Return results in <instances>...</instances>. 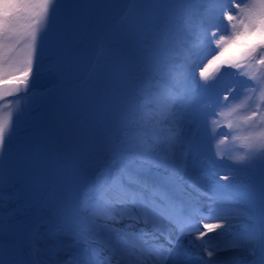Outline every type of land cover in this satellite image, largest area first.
Masks as SVG:
<instances>
[{
    "label": "snow or ice",
    "instance_id": "snow-or-ice-1",
    "mask_svg": "<svg viewBox=\"0 0 264 264\" xmlns=\"http://www.w3.org/2000/svg\"><path fill=\"white\" fill-rule=\"evenodd\" d=\"M63 3L0 0V167L27 110L41 46ZM194 3L212 29L210 33L205 29V38L217 50L198 72L203 84L194 74L190 51L202 41L193 40L185 48L188 41L180 38L176 47L184 53L182 58L175 48H168L160 62L146 65L134 99L121 117L119 159L86 188L74 210L54 204L48 217L18 220L15 207L6 211L17 199L12 191L15 169L7 175L0 172V264H28L26 253L45 239L53 242L54 252L65 254L62 264H112L113 258L117 264H191L192 249L208 258L203 264H212L211 258L221 252L243 253L240 264H264V227L257 229L250 222L223 185L206 187L201 178H187L186 155L167 159L184 143L177 129L195 99L192 85L213 88L220 83L216 73L223 68L235 69L230 75L245 79H237L222 99L197 114L209 129V141H215L213 154L225 159L220 145L231 137L240 152L226 157L233 165L264 160V0H181L179 10L191 13ZM83 6L98 5L90 0ZM52 71L60 75L63 69L57 65ZM238 89L241 95L236 94ZM250 102L254 103L250 114L240 115ZM225 117H232L227 122L231 131L217 141ZM154 168L159 174L149 175ZM109 223L135 231L130 237L107 228ZM61 235L71 236V242ZM79 245L84 250L78 259L72 249Z\"/></svg>",
    "mask_w": 264,
    "mask_h": 264
},
{
    "label": "rangeland",
    "instance_id": "rangeland-1",
    "mask_svg": "<svg viewBox=\"0 0 264 264\" xmlns=\"http://www.w3.org/2000/svg\"><path fill=\"white\" fill-rule=\"evenodd\" d=\"M104 1L93 0L98 6L84 7L90 0H64L41 46L35 77L53 72L57 65L63 68L68 58L86 44L90 27ZM180 3L181 0H124L99 32L95 53L81 77L46 91L30 93L27 110L7 144L4 164L0 167V171L6 170L14 159L30 166V176L20 190L13 191L17 199L9 205L18 210V220L48 217L54 204L68 210L77 207L86 188L119 159L121 117L134 99L138 81L146 74L142 69L160 62L168 54V48H175L182 58L184 53L176 47L180 38L188 41L185 48L193 40L202 41L201 46L190 51L196 64L194 74L199 84H203L198 72L217 54L214 43L205 38V29L209 33L212 29L195 11L200 7L198 3L193 4L191 13H182ZM235 71L220 69L216 73L220 83L210 89L192 85L195 99L186 107L185 119L177 129L184 143L174 153H168L167 159L186 155V177L201 178L206 187L223 185V190L232 195L259 229L264 227V160L233 165L226 157L240 152L235 147L238 142L234 143L231 137L220 145L225 159H217L213 154L215 141H209V129L197 115L207 104L222 99L224 90L237 79H245L230 75ZM236 94L241 95V91L238 89ZM256 96L258 93L254 101ZM251 107L253 102L241 108L240 115L250 114ZM229 119L232 117L221 119L217 129L221 135L217 141L224 140L223 134L231 131L227 128ZM213 173L229 175L230 179L220 180ZM158 174L155 168L149 172L151 176ZM81 215L86 213L81 210ZM117 227V224L107 225L110 229ZM60 239L71 242V236L61 235ZM83 250L84 245H79L72 252L79 259ZM25 259L28 264H62L65 254L54 252L53 242L45 239L34 251L26 253ZM112 264H117L116 258Z\"/></svg>",
    "mask_w": 264,
    "mask_h": 264
},
{
    "label": "bare ground",
    "instance_id": "bare-ground-1",
    "mask_svg": "<svg viewBox=\"0 0 264 264\" xmlns=\"http://www.w3.org/2000/svg\"><path fill=\"white\" fill-rule=\"evenodd\" d=\"M119 0H105L101 7L98 9L96 17L90 27L88 40L86 44L88 47L82 46V48L76 52H74L67 60L65 66L62 68V74L56 75L53 72L45 73L41 76H38L34 79V86L42 89L45 87L52 86L54 84L60 85L64 84L67 81H70L73 77L79 75L81 72L88 67V63L90 59L94 55V49L97 46V41L95 38V30L100 25L104 14L109 11L113 10L114 6L117 5ZM69 79V80H68ZM13 165L8 167L6 170H2L0 172L7 175V173L15 169L16 174V182L12 191L20 190L23 181H25L31 174L30 166L26 163H22L17 159H14ZM13 206H10L7 210H10ZM122 231H126L125 233L131 237V233H133L134 229H123L122 225H118L117 229ZM113 229V228H112ZM161 243H163V239L161 238ZM183 243H187V240H184ZM193 253V257L201 258L202 260H207L208 258L205 256L204 253L198 252L196 249L191 250ZM244 258L243 253L239 252H221L220 254L212 257V264H238Z\"/></svg>",
    "mask_w": 264,
    "mask_h": 264
},
{
    "label": "water",
    "instance_id": "water-1",
    "mask_svg": "<svg viewBox=\"0 0 264 264\" xmlns=\"http://www.w3.org/2000/svg\"><path fill=\"white\" fill-rule=\"evenodd\" d=\"M123 0H119V2L117 3L116 6H114V9L113 10H109L107 11L104 16H103V19L101 21V24L99 25V27L96 29L95 31V36L97 35L98 31L101 29L103 23L110 17L112 16V14H114L116 12V10L118 9V7L121 5Z\"/></svg>",
    "mask_w": 264,
    "mask_h": 264
}]
</instances>
